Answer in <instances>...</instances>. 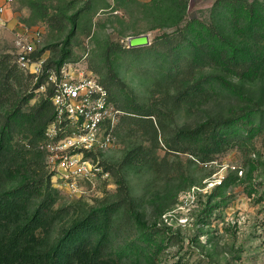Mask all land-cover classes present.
Masks as SVG:
<instances>
[{"label":"trees","instance_id":"obj_1","mask_svg":"<svg viewBox=\"0 0 264 264\" xmlns=\"http://www.w3.org/2000/svg\"><path fill=\"white\" fill-rule=\"evenodd\" d=\"M167 1L169 10L185 12L187 0ZM210 15L206 21L182 14L176 29L155 43L121 49L133 58L150 59L153 87L148 105L139 103L110 64V55L119 53L116 47L107 45L101 69H89L121 114L134 117L154 136L158 129L168 150L202 163L264 136V1L216 0ZM49 22L57 30L64 26L59 19ZM67 22L72 29L74 18ZM66 56L62 54L58 69ZM33 78L9 55L0 57V264H158L167 236L146 225L132 208L119 170L111 173L117 184L114 206L61 203L44 149L54 118L51 90L30 105ZM42 80L36 81L35 89ZM210 102L213 109L206 108ZM181 108H206V116L192 127L169 130L166 116ZM144 153L135 149L125 160ZM95 156L86 154L93 160Z\"/></svg>","mask_w":264,"mask_h":264},{"label":"rangeland","instance_id":"obj_2","mask_svg":"<svg viewBox=\"0 0 264 264\" xmlns=\"http://www.w3.org/2000/svg\"><path fill=\"white\" fill-rule=\"evenodd\" d=\"M215 1L187 0L185 12L178 14L169 10L167 0H11L0 17V57L9 55L15 63L22 45L32 43L34 57L42 63L41 72L31 74L29 91L34 98L29 104L33 105L49 88L46 70L56 71L62 54L67 56L61 67L101 69L109 44L119 50L110 55V64L139 103L148 105L153 87L150 59L133 58L121 49L128 48L129 38L140 35H147L150 45L155 43L157 37L176 29L182 14L187 19L211 20ZM70 17L75 22L72 29ZM50 19L62 20L63 28L51 27ZM40 78L42 84L35 89ZM206 108L213 109L214 103ZM204 110H173L165 125L169 130L192 127L206 116ZM135 120L120 115L112 128L113 143L93 160L100 172L75 180L53 175L51 184L62 193L61 203L78 208L114 206L117 184L111 173L119 170L132 208L146 225L167 236L158 264H264V136L202 163L187 153L168 150L158 129L154 136ZM139 148L145 156L125 160ZM46 162L55 174L48 155ZM105 167L111 171L107 173Z\"/></svg>","mask_w":264,"mask_h":264},{"label":"built area","instance_id":"obj_3","mask_svg":"<svg viewBox=\"0 0 264 264\" xmlns=\"http://www.w3.org/2000/svg\"><path fill=\"white\" fill-rule=\"evenodd\" d=\"M10 1L0 0V17ZM17 62L30 74L41 72L42 63L35 59L32 43L22 45ZM46 79L54 112L44 144L48 162L58 178H89L101 168L86 154L104 151L113 143L112 128L121 112L110 101L107 90L86 68L48 69ZM71 187L73 191L72 183Z\"/></svg>","mask_w":264,"mask_h":264},{"label":"water","instance_id":"obj_4","mask_svg":"<svg viewBox=\"0 0 264 264\" xmlns=\"http://www.w3.org/2000/svg\"><path fill=\"white\" fill-rule=\"evenodd\" d=\"M127 44L129 49L146 47L149 45V39L147 35L135 36L129 38Z\"/></svg>","mask_w":264,"mask_h":264}]
</instances>
